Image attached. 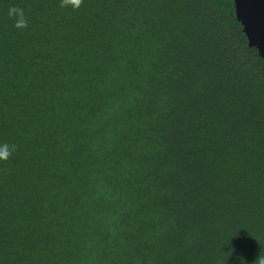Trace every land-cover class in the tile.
<instances>
[{"label": "trees", "instance_id": "trees-1", "mask_svg": "<svg viewBox=\"0 0 264 264\" xmlns=\"http://www.w3.org/2000/svg\"><path fill=\"white\" fill-rule=\"evenodd\" d=\"M60 3L0 0V264H254L264 60L233 0Z\"/></svg>", "mask_w": 264, "mask_h": 264}, {"label": "water", "instance_id": "water-1", "mask_svg": "<svg viewBox=\"0 0 264 264\" xmlns=\"http://www.w3.org/2000/svg\"><path fill=\"white\" fill-rule=\"evenodd\" d=\"M233 6L248 44L264 60V0H233Z\"/></svg>", "mask_w": 264, "mask_h": 264}, {"label": "clouds", "instance_id": "clouds-1", "mask_svg": "<svg viewBox=\"0 0 264 264\" xmlns=\"http://www.w3.org/2000/svg\"><path fill=\"white\" fill-rule=\"evenodd\" d=\"M83 0H61L60 7L71 6L74 10L79 9ZM8 16L14 20V27L19 30L26 29L29 25V20L25 15L24 9L18 6H11L8 9ZM16 151L15 145L4 143L0 145V161H7ZM254 264H264V256H258Z\"/></svg>", "mask_w": 264, "mask_h": 264}]
</instances>
